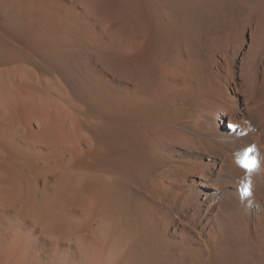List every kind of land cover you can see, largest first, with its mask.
<instances>
[{
    "label": "bare ground",
    "instance_id": "6f19581e",
    "mask_svg": "<svg viewBox=\"0 0 264 264\" xmlns=\"http://www.w3.org/2000/svg\"><path fill=\"white\" fill-rule=\"evenodd\" d=\"M0 264H264V0H0Z\"/></svg>",
    "mask_w": 264,
    "mask_h": 264
},
{
    "label": "snow or ice",
    "instance_id": "6c2138e0",
    "mask_svg": "<svg viewBox=\"0 0 264 264\" xmlns=\"http://www.w3.org/2000/svg\"><path fill=\"white\" fill-rule=\"evenodd\" d=\"M243 167L246 168L248 171H252L256 167V162L255 161L245 162L243 163Z\"/></svg>",
    "mask_w": 264,
    "mask_h": 264
}]
</instances>
